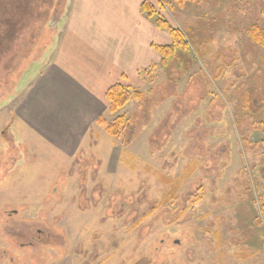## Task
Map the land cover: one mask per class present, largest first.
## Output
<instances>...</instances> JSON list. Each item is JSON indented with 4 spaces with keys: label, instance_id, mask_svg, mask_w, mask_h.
<instances>
[{
    "label": "rangeland",
    "instance_id": "rangeland-1",
    "mask_svg": "<svg viewBox=\"0 0 264 264\" xmlns=\"http://www.w3.org/2000/svg\"><path fill=\"white\" fill-rule=\"evenodd\" d=\"M69 1L0 0V264H264V0H150L186 42L134 11L139 63Z\"/></svg>",
    "mask_w": 264,
    "mask_h": 264
},
{
    "label": "crops",
    "instance_id": "crops-1",
    "mask_svg": "<svg viewBox=\"0 0 264 264\" xmlns=\"http://www.w3.org/2000/svg\"><path fill=\"white\" fill-rule=\"evenodd\" d=\"M145 1L150 0H70L68 6L70 7L71 5H74L75 10L74 13H72V16L75 14L78 21H80V18H83V35L87 37L89 44L93 46H101L103 50L101 58H105L110 61H115L114 58H118L120 60H124L125 58L130 59L125 52L128 47L130 49L129 51L132 52V54L128 53L130 54V57L135 58L136 60L138 59L139 63L142 54L149 52V45L152 46L153 42L149 40L145 44L146 48H142L137 43H135L136 47H134L135 41L133 37L136 33V28L120 27L118 21L121 20L125 23L127 19L132 18V13L134 11L138 14L146 15L141 13V5ZM141 20L150 30L153 31V33L163 31L157 27L154 21L150 22L142 17ZM126 29H129V31ZM128 37L129 39L127 40ZM125 43H127V47L124 45ZM118 48L124 50V57L122 53L117 52L115 54V51ZM113 69H116L115 75L117 76L125 74V69L121 66L114 67ZM88 71H90L89 68H87V72ZM111 86L109 85L108 87L110 88ZM108 87L103 91V95H105L106 90L109 89Z\"/></svg>",
    "mask_w": 264,
    "mask_h": 264
},
{
    "label": "trees",
    "instance_id": "trees-1",
    "mask_svg": "<svg viewBox=\"0 0 264 264\" xmlns=\"http://www.w3.org/2000/svg\"><path fill=\"white\" fill-rule=\"evenodd\" d=\"M141 13L146 14L147 16H149V18L156 19L155 23L158 28L167 30L176 44L177 41H179L180 45L184 46L186 42L184 35L181 33V31H178L177 29L171 27L165 19L159 17V15L157 14V9L156 7H154L152 2L150 1L143 2L141 5ZM250 35L254 42L264 46V28L255 27L252 31H250ZM154 47L158 49L160 48L163 51L165 55L164 60H166L167 56L169 55L168 50L172 48V45L169 46L155 45ZM142 96L143 95L141 90L139 89L132 90L130 87L121 83H116L112 85L105 93V99L109 103V110L112 113H115L118 110L124 108L132 99H141ZM127 123L128 121L125 115H119L112 123H109L103 116H100L98 119V124L100 126L105 127L107 132L114 137H119L121 135L122 128ZM174 192L175 189L173 187L168 193L169 196L168 195L167 196L171 198ZM263 212H264V208H263Z\"/></svg>",
    "mask_w": 264,
    "mask_h": 264
}]
</instances>
